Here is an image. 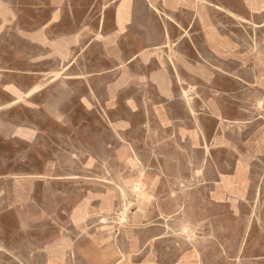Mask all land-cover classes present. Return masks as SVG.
Instances as JSON below:
<instances>
[{
    "label": "rangeland",
    "instance_id": "374dc122",
    "mask_svg": "<svg viewBox=\"0 0 264 264\" xmlns=\"http://www.w3.org/2000/svg\"><path fill=\"white\" fill-rule=\"evenodd\" d=\"M138 2L157 10L152 21L160 29L158 0ZM211 8L220 31L256 57L257 70L252 66L243 76L214 78L218 107H191L202 136L193 148L161 137V104H134L132 111L125 104H99L95 109L82 104H4V109L0 104V264H117L127 251L136 260L151 254L172 260L175 250L204 244L205 236L187 234L183 210L161 211V192L166 191L161 176L165 181L181 177L200 187L208 164L232 169L235 162L241 164L233 176H223L222 186L227 183L235 194L244 192L236 190L247 184L243 163L250 166L253 179L246 236L231 257L234 264H264V0H215ZM198 100L204 102V93H198ZM167 110L184 116L180 104H168ZM212 114L225 119L227 141L205 139L206 133L214 138L218 133ZM239 118L247 123L234 124ZM238 143L245 150L242 155ZM222 146L227 149L220 151ZM189 165L192 174L177 173ZM141 175L151 186L148 195L132 192ZM188 186L182 183L169 196L189 195ZM105 202H111L112 211L104 208ZM126 207L123 222L117 211ZM230 242L233 246L232 238Z\"/></svg>",
    "mask_w": 264,
    "mask_h": 264
},
{
    "label": "crops",
    "instance_id": "0c3cea01",
    "mask_svg": "<svg viewBox=\"0 0 264 264\" xmlns=\"http://www.w3.org/2000/svg\"><path fill=\"white\" fill-rule=\"evenodd\" d=\"M214 1L158 0L157 29L152 21L157 10L138 0H0V104H82L87 109L125 104L131 111L134 104H161V137L193 148L202 136L191 107H218L214 78L243 76L252 66L257 70L252 52L215 25ZM198 93H204L203 103ZM168 104H180L184 116L172 115ZM211 122L219 128L217 136L206 133L205 139L227 141L225 119L212 114ZM237 145L242 155L245 150ZM239 164L235 162L232 169L208 164L204 186L184 180L191 188L187 196H169L170 190L181 188V177L165 181L161 176V189L166 190L161 192V211L183 210L184 230L188 226V235L205 236L201 240L205 242L175 250L172 260L162 254L161 259L151 254L136 260L127 251L117 264H234L231 253H238L246 236L253 177L250 166L243 163L247 184L236 187L244 188L240 195L226 190L221 176H233ZM180 169V174L194 172L192 165ZM213 252L218 255H207Z\"/></svg>",
    "mask_w": 264,
    "mask_h": 264
},
{
    "label": "bare ground",
    "instance_id": "6f19581e",
    "mask_svg": "<svg viewBox=\"0 0 264 264\" xmlns=\"http://www.w3.org/2000/svg\"><path fill=\"white\" fill-rule=\"evenodd\" d=\"M209 2V1H208ZM210 3V2H209ZM211 5V4H210ZM208 9V8H207ZM210 10V9H209ZM241 14V13H240ZM218 16V15H217ZM200 17V16H199ZM214 17V16H213ZM213 17H212V20H213ZM186 18V17H185ZM208 18V17H207ZM206 18V19H207ZM216 19H217V17H215ZM215 18H214V20H215ZM202 20V19H201ZM218 20V19H217ZM219 20H220V18H219ZM216 22V21H215ZM223 22V21H222ZM202 23V22H201ZM217 23H219V21L217 22ZM223 25V24H222ZM228 24H226V26H227ZM264 25V24H263ZM259 28V27H258ZM215 30V29H214ZM233 34V33H232ZM234 35V34H233ZM236 37V36H235ZM105 39V38H104ZM251 39V38H250ZM253 39V38H252ZM109 40V39H108ZM243 40H245V39H243ZM254 40V39H253ZM256 41V40H255ZM246 42H249V40L248 41H246ZM239 43V42H238ZM244 45V44H243ZM238 47V46H237ZM250 47V46H249ZM244 47H242V49H243ZM258 48V47H257ZM177 54V53H176ZM183 54V53H182ZM216 54V53H215ZM142 55V54H141ZM183 56V55H182ZM171 58V57H170ZM207 68V67H206ZM209 68V67H208ZM246 76V75H245ZM221 77V76H220ZM225 78V77H224ZM175 79H176V77H175ZM251 80V79H250ZM261 80H263V79H261ZM176 81H177V79H176ZM179 81V80H178ZM253 81V80H252ZM257 81V80H256ZM252 83V82H251ZM241 84V83H240ZM63 86V85H62ZM226 86V85H225ZM253 86V85H252ZM65 87H66V84H65ZM64 87V88H65ZM68 88V87H67ZM221 88V87H220ZM37 89L38 88H36V91H37ZM40 89V88H39ZM42 89V88H41ZM223 89V88H222ZM245 89H247V88H245ZM221 90V89H220ZM36 91H33V92H36ZM242 92V91H241ZM256 93V92H255ZM254 94V93H253ZM31 95V94H30ZM29 95V96H30ZM178 95H180V94H178ZM247 95V94H246ZM181 96V95H180ZM222 96V95H221ZM187 97H188V95H187ZM180 98H182V97H180ZM172 99V98H171ZM25 100V99H24ZM264 101V100H263ZM17 103V102H16ZM203 103V102H202ZM3 105V108H4V104H2ZM5 106H8V105H5ZM59 106V105H58ZM1 109V108H0ZM5 109V108H4ZM259 109V108H258ZM2 110V109H1ZM194 113V112H193ZM158 117H159V114H158ZM261 117V116H260ZM229 118V117H228ZM237 118V117H236ZM240 118H242V117H240ZM240 118H239V120H240ZM262 118V117H261ZM264 118V117H263ZM231 120V119H230ZM242 120V119H241ZM244 120V119H243ZM239 122V121H238ZM243 124V123H242ZM252 124H250V126H251ZM227 126V125H226ZM247 126V125H246ZM253 126V125H252ZM228 127V126H227ZM228 129V128H227ZM201 132V131H200ZM203 132V131H202ZM219 135V134H218ZM222 135V134H221ZM124 141V140H123ZM171 141V140H170ZM132 144V143H131ZM135 146V145H134ZM191 149V148H190ZM128 150V149H127ZM128 154V153H127ZM121 160V159H120ZM137 160V159H136ZM167 160V159H166ZM122 161V160H121ZM124 161V160H123ZM204 162V161H203ZM193 165V164H192ZM6 170V169H5ZM52 170H53V168H52ZM106 170V169H105ZM202 170V169H201ZM9 171H11V170H9ZM190 172V171H189ZM191 173V172H190ZM142 174V173H141ZM178 174H179V171H178ZM22 177V176H21ZM30 177V176H29ZM140 178V180L137 182V183H135V184H133L132 183V188H133V191L132 192H134V193H138V192H140L141 191V194H142V196H143V194H145V195H148V192L150 191V185H149V182L144 178V177H142V175L139 177ZM177 179V178H176ZM221 179H222V181H224V178H223V176H221ZM122 180V179H121ZM194 180V179H193ZM180 182H182V181H180ZM122 183V182H121ZM187 184H189V183H187ZM186 184V185H187ZM46 186V185H45ZM90 186H92V185H90ZM99 186V185H98ZM106 187V186H105ZM124 187V186H123ZM184 187V186H183ZM223 187L226 189V190H228L227 189V183L226 184H223ZM104 188V187H103ZM185 188H187V187H185ZM108 189V188H107ZM188 189H189V186H188ZM179 191H181V190H179ZM130 194V193H129ZM186 194V193H185ZM136 196V195H135ZM120 198V197H119ZM128 198H129V196H128ZM120 201V200H119ZM137 202L138 203H140L139 202V195H138V200H137ZM205 206V205H204ZM121 207V206H120ZM104 208L108 211V212H110V211H112V204H111V202H105L104 203ZM78 215H83V210H79L78 211ZM117 215L121 218V220L123 221V222H125L126 220H127V217H128V209H127V207L126 208H124L120 213H119V211H117ZM107 220V218H105L104 219V221H106ZM135 220V219H134ZM138 220V219H137ZM195 220V219H194ZM100 222V221H99ZM109 222V221H108ZM136 222V221H135ZM208 222V221H207ZM122 223V222H121ZM120 223V224H121ZM137 224V223H136ZM80 225V224H79ZM96 225H98V224H96ZM104 225H106V224H104ZM197 225V224H196ZM198 226V225H197ZM123 227V226H122ZM201 227V226H200ZM198 228V227H197ZM179 231V230H178ZM173 232H174V230H173ZM194 235V234H193ZM72 241V240H71ZM188 241V240H187ZM46 247H48V246H46ZM74 247V246H73ZM241 250V249H240ZM45 251V250H44ZM124 251V250H123ZM125 252V251H124ZM123 259H125V256H123L122 257ZM121 261V260H120ZM125 263V262H124ZM123 263V264H124ZM128 263V262H127ZM238 263H239V261H238Z\"/></svg>",
    "mask_w": 264,
    "mask_h": 264
}]
</instances>
